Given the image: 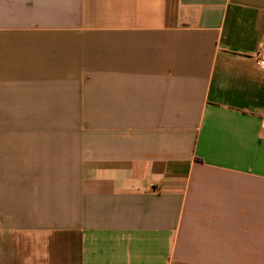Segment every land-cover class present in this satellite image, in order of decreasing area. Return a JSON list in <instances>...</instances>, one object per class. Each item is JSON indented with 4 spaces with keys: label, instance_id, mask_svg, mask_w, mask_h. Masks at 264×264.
I'll return each instance as SVG.
<instances>
[{
    "label": "crops",
    "instance_id": "obj_1",
    "mask_svg": "<svg viewBox=\"0 0 264 264\" xmlns=\"http://www.w3.org/2000/svg\"><path fill=\"white\" fill-rule=\"evenodd\" d=\"M264 0H0V264H264Z\"/></svg>",
    "mask_w": 264,
    "mask_h": 264
},
{
    "label": "built area",
    "instance_id": "obj_2",
    "mask_svg": "<svg viewBox=\"0 0 264 264\" xmlns=\"http://www.w3.org/2000/svg\"><path fill=\"white\" fill-rule=\"evenodd\" d=\"M254 57L257 60L258 65L264 69V48H261L258 52H256Z\"/></svg>",
    "mask_w": 264,
    "mask_h": 264
}]
</instances>
